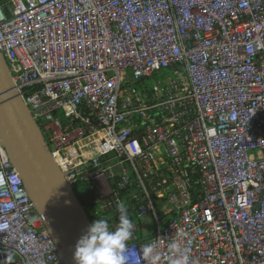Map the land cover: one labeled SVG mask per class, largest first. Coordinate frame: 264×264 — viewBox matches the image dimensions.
Masks as SVG:
<instances>
[{
  "label": "built area",
  "instance_id": "2783aa9c",
  "mask_svg": "<svg viewBox=\"0 0 264 264\" xmlns=\"http://www.w3.org/2000/svg\"><path fill=\"white\" fill-rule=\"evenodd\" d=\"M0 54L91 224L126 204L127 264H264V0H0ZM0 264H63L1 144Z\"/></svg>",
  "mask_w": 264,
  "mask_h": 264
},
{
  "label": "water",
  "instance_id": "95a60500",
  "mask_svg": "<svg viewBox=\"0 0 264 264\" xmlns=\"http://www.w3.org/2000/svg\"><path fill=\"white\" fill-rule=\"evenodd\" d=\"M29 108L16 95L0 54V144L19 173L45 228L58 245L63 264H76L75 246L91 225L90 217L66 184ZM113 156L108 154L101 159Z\"/></svg>",
  "mask_w": 264,
  "mask_h": 264
},
{
  "label": "clouds",
  "instance_id": "9594fccd",
  "mask_svg": "<svg viewBox=\"0 0 264 264\" xmlns=\"http://www.w3.org/2000/svg\"><path fill=\"white\" fill-rule=\"evenodd\" d=\"M118 223L112 229L107 219H96L79 238L74 251L76 264H127L125 255L127 242L133 236V222L128 214L126 204L117 205ZM173 255L179 257L173 259L171 264H187V250H180L178 243L170 244ZM156 244H147L140 254L148 261V264H155L158 256L155 254Z\"/></svg>",
  "mask_w": 264,
  "mask_h": 264
},
{
  "label": "rangeland",
  "instance_id": "374dc122",
  "mask_svg": "<svg viewBox=\"0 0 264 264\" xmlns=\"http://www.w3.org/2000/svg\"><path fill=\"white\" fill-rule=\"evenodd\" d=\"M169 75H170L169 72L163 71L162 73H160L158 75H155L153 78L148 79L147 80V83L151 86L154 83L162 82ZM75 193L78 196H80L81 198H83V196L86 195L83 191H80V190H75ZM91 196H92V194H91ZM84 209H85L86 214L89 217H91V215L93 214L92 207H90L87 202L84 205ZM140 227H141L140 232H141L142 235L150 234V233H152L156 229V225H155V222H154L151 214L145 213L140 218ZM139 235H140V233H139Z\"/></svg>",
  "mask_w": 264,
  "mask_h": 264
},
{
  "label": "trees",
  "instance_id": "16d2710c",
  "mask_svg": "<svg viewBox=\"0 0 264 264\" xmlns=\"http://www.w3.org/2000/svg\"><path fill=\"white\" fill-rule=\"evenodd\" d=\"M72 190H73V192L75 193V188H72ZM86 195L85 196H83V199L88 203V205L90 206V207H92V204H93V202L90 200V196H91V193L90 192H88V191H86V190H84L83 191ZM76 194V193H75ZM103 215V214H102ZM101 216V215H100Z\"/></svg>",
  "mask_w": 264,
  "mask_h": 264
},
{
  "label": "flooded vegetation",
  "instance_id": "af4514ba",
  "mask_svg": "<svg viewBox=\"0 0 264 264\" xmlns=\"http://www.w3.org/2000/svg\"><path fill=\"white\" fill-rule=\"evenodd\" d=\"M76 198L78 199L79 203L82 205V207L84 208V205L86 204V201L81 198L80 196H78L77 194H75Z\"/></svg>",
  "mask_w": 264,
  "mask_h": 264
}]
</instances>
